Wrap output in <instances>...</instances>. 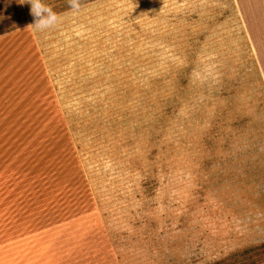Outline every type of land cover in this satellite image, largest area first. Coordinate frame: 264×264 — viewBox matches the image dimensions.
Listing matches in <instances>:
<instances>
[{"label":"rangeland","instance_id":"1","mask_svg":"<svg viewBox=\"0 0 264 264\" xmlns=\"http://www.w3.org/2000/svg\"><path fill=\"white\" fill-rule=\"evenodd\" d=\"M44 2L0 0V264H264V0Z\"/></svg>","mask_w":264,"mask_h":264},{"label":"clouds","instance_id":"2","mask_svg":"<svg viewBox=\"0 0 264 264\" xmlns=\"http://www.w3.org/2000/svg\"><path fill=\"white\" fill-rule=\"evenodd\" d=\"M31 6V14L35 23L33 26L38 31H45L56 27L61 22V17L44 0H25ZM69 7L79 12L80 0H68Z\"/></svg>","mask_w":264,"mask_h":264},{"label":"trees","instance_id":"3","mask_svg":"<svg viewBox=\"0 0 264 264\" xmlns=\"http://www.w3.org/2000/svg\"><path fill=\"white\" fill-rule=\"evenodd\" d=\"M11 19H12L11 21H13L15 23L11 24V26H8V28L0 27V33L6 31L4 29H14V28L18 27L21 23H23L22 20L24 19V14L23 15L21 14V16H19V17H13ZM16 21H19V22H16Z\"/></svg>","mask_w":264,"mask_h":264}]
</instances>
